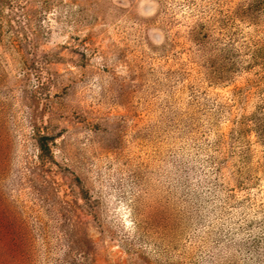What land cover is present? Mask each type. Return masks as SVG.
I'll return each mask as SVG.
<instances>
[{
    "label": "rangeland",
    "instance_id": "rangeland-1",
    "mask_svg": "<svg viewBox=\"0 0 264 264\" xmlns=\"http://www.w3.org/2000/svg\"><path fill=\"white\" fill-rule=\"evenodd\" d=\"M0 264H264V0H0Z\"/></svg>",
    "mask_w": 264,
    "mask_h": 264
}]
</instances>
